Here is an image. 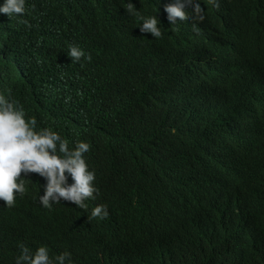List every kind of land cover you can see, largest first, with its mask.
<instances>
[{
  "label": "trees",
  "instance_id": "obj_1",
  "mask_svg": "<svg viewBox=\"0 0 264 264\" xmlns=\"http://www.w3.org/2000/svg\"><path fill=\"white\" fill-rule=\"evenodd\" d=\"M66 1L27 3L43 13L40 5L56 10ZM165 1H134L129 22L107 20L91 29L99 41L124 51L129 35L141 36L139 26H157V11ZM246 17L264 19V12L249 8ZM255 29L253 22L247 38L207 71L184 65L164 35L160 57L126 59L128 67L114 73L117 77L96 73L104 102L91 106L98 108L91 112V129L51 116L41 120L44 129H51L46 143L60 153V142L68 138L94 146L92 158L104 165L103 186L120 213L113 247L135 253V259L119 263L108 258L101 245L92 246V237L68 229L59 210H41L28 220L19 217V209L16 214L12 207H0V249L7 250L0 264L12 261L21 249L40 248L50 264H264V203L254 212L250 229L228 222L234 202L253 197L264 202V86L250 90L248 99H229V105L225 98L230 82L240 83L244 73L256 82L247 55ZM72 34L80 36L78 25ZM223 152L239 159L236 172L227 176L216 168ZM152 180L167 187L173 204L169 215L157 221L134 204Z\"/></svg>",
  "mask_w": 264,
  "mask_h": 264
},
{
  "label": "clouds",
  "instance_id": "obj_2",
  "mask_svg": "<svg viewBox=\"0 0 264 264\" xmlns=\"http://www.w3.org/2000/svg\"><path fill=\"white\" fill-rule=\"evenodd\" d=\"M134 1L142 2L67 0L56 10L40 5L43 14L27 0H0V207H12L16 214L19 209V217L28 220L41 210H59L68 229L92 237V246L101 245L111 255L108 258L119 263L135 259V253L113 247L120 213L103 186L104 165L92 158L94 146L68 138L60 142V153L46 143L51 129H44L41 120L51 116L91 129V112L98 109L91 106L104 102L96 73L117 77L114 73L128 67L130 58L160 57L164 35L178 48L176 57L184 65L207 71L247 38V28L254 22V44L247 55L256 82L247 73L240 83L232 80L225 94L227 104L229 99H248L250 90L264 86V19L246 17L249 8L264 12V0H166L157 11L160 27L139 26L141 36L129 35L124 51L118 52L99 41L91 28L107 20L129 22ZM77 25L80 36L72 34ZM188 40L189 48L181 47ZM238 166V157L231 153L216 158L220 176L233 174ZM263 203L260 197L234 202L228 222L239 230L250 229L253 214ZM134 204L151 221L167 217L173 207L171 193L159 180L150 181ZM6 254L1 248L0 257ZM10 263L50 264L41 248L21 249Z\"/></svg>",
  "mask_w": 264,
  "mask_h": 264
}]
</instances>
